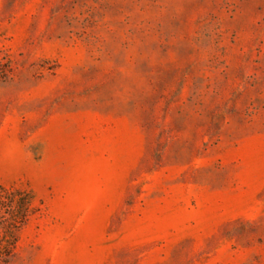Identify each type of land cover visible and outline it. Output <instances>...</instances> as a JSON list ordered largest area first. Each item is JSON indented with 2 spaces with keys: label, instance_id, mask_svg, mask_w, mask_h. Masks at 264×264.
<instances>
[{
  "label": "rangeland",
  "instance_id": "obj_1",
  "mask_svg": "<svg viewBox=\"0 0 264 264\" xmlns=\"http://www.w3.org/2000/svg\"><path fill=\"white\" fill-rule=\"evenodd\" d=\"M0 264H264V0H0Z\"/></svg>",
  "mask_w": 264,
  "mask_h": 264
},
{
  "label": "trees",
  "instance_id": "obj_2",
  "mask_svg": "<svg viewBox=\"0 0 264 264\" xmlns=\"http://www.w3.org/2000/svg\"><path fill=\"white\" fill-rule=\"evenodd\" d=\"M34 212L30 192L0 185V261L13 249V234Z\"/></svg>",
  "mask_w": 264,
  "mask_h": 264
}]
</instances>
